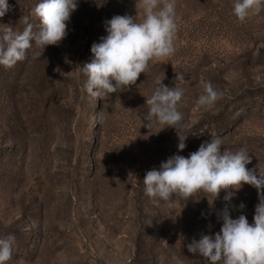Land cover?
I'll use <instances>...</instances> for the list:
<instances>
[{
    "label": "rangeland",
    "instance_id": "1",
    "mask_svg": "<svg viewBox=\"0 0 264 264\" xmlns=\"http://www.w3.org/2000/svg\"><path fill=\"white\" fill-rule=\"evenodd\" d=\"M39 2L8 0L0 25L21 32L24 17L38 25ZM135 3L78 0L59 45L42 53L33 44L25 60L0 66V238L15 236L7 264H204L187 244L220 230L226 193L214 206L202 192L156 205L145 194V173L172 155L187 157L211 134L222 138V150L246 148L249 169L264 165V11L241 23L233 0H176L170 58L150 62L136 85L105 99L81 92L86 77L76 67L93 59L105 21L135 17ZM175 72L185 77L176 82L189 134L182 152L174 128L154 121L148 129L143 120L156 81L173 87ZM202 81L223 93L209 108L196 105ZM258 202L257 190L244 185L231 217L252 223Z\"/></svg>",
    "mask_w": 264,
    "mask_h": 264
},
{
    "label": "clouds",
    "instance_id": "2",
    "mask_svg": "<svg viewBox=\"0 0 264 264\" xmlns=\"http://www.w3.org/2000/svg\"><path fill=\"white\" fill-rule=\"evenodd\" d=\"M176 0H136L137 15H114L105 21L106 36L91 46L93 59L76 68L86 77L81 92L96 99H105L113 93L128 90L136 85L142 73H146L152 61H165L175 53L178 23ZM78 8V0H40L33 14L38 25L24 17L23 31L16 32L10 25H0V66L11 68L27 58L28 50L36 47L59 45L67 37V22ZM11 6L8 0H0V17ZM233 15L241 22L264 11V0H233ZM35 29V30H34ZM41 52L35 56H41ZM176 73V72H175ZM176 73L174 86L168 87L157 80L154 91L146 98V113L143 120L148 129L153 122L172 127L178 137V151L186 148L188 125L179 110L184 89L177 81H184ZM203 93L196 100L198 108H209L223 95L211 82H201ZM161 129V130H162ZM222 138L211 134L199 148L183 156L175 154L145 173V194L156 205L161 202L171 205L174 197L183 202L194 199L197 193L211 196L210 206L223 191L225 206L217 213L222 221L220 230L214 235L202 234L193 238L187 249L198 254L204 264H264V165L258 162L249 169L252 157L246 148L236 151L223 149ZM244 185L257 190L259 202L255 206L253 222L246 215L232 218L229 205ZM195 200V199H194ZM244 208L243 203L239 205ZM15 236L0 238V264L12 259Z\"/></svg>",
    "mask_w": 264,
    "mask_h": 264
}]
</instances>
